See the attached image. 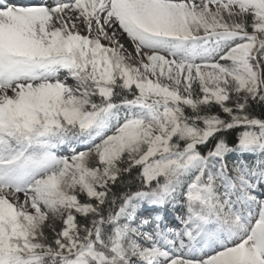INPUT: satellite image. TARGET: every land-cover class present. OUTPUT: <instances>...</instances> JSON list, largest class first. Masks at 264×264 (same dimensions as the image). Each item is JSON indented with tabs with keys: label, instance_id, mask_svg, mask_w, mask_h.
I'll use <instances>...</instances> for the list:
<instances>
[{
	"label": "snow or ice",
	"instance_id": "snow-or-ice-1",
	"mask_svg": "<svg viewBox=\"0 0 264 264\" xmlns=\"http://www.w3.org/2000/svg\"><path fill=\"white\" fill-rule=\"evenodd\" d=\"M260 36L264 0H0V264H264V161L225 160L264 154V120L244 112L264 103ZM235 128L234 145L219 138ZM136 166L143 187L104 215L109 183ZM181 190V232L132 225Z\"/></svg>",
	"mask_w": 264,
	"mask_h": 264
},
{
	"label": "trees",
	"instance_id": "trees-1",
	"mask_svg": "<svg viewBox=\"0 0 264 264\" xmlns=\"http://www.w3.org/2000/svg\"><path fill=\"white\" fill-rule=\"evenodd\" d=\"M66 78L68 79L69 75L68 76L65 75L64 79L66 80ZM69 85L75 88V87H77L78 82L70 83ZM185 111L189 115H191V109L185 108ZM203 111L207 112V113L219 114L222 118L229 119V117L221 111L220 106L215 105V104L203 109ZM244 112L251 117L264 120V103H261L259 101L249 100L247 107L245 108ZM242 130L243 129H241V128H235L229 132L220 133V134H218V136H219V138L226 140V142L229 143V145H234L236 143L238 134ZM215 143H216V140L213 139L208 143V145L206 147L212 148L215 145ZM84 145H86V144L76 143V144H73L71 147L76 148L78 146H84ZM88 147H89V145L84 147V148H80V150H78V151H85L88 149ZM200 150L202 152H204L206 149L204 147H202ZM70 155H71V153H70ZM225 160H226V163L228 166H230L231 164L237 165L240 161H243L244 163H246L247 165H249L251 167L253 165L258 164L261 161H264V154L245 155V156L228 154L225 157ZM94 164H95V159L93 158L92 162L90 163V166H92ZM120 167L123 169V168H127L128 165L127 164H121ZM190 178L191 177L185 179V186L187 185V179H190ZM160 182L163 183V177L160 178ZM142 187H143V183H142V178H141V167L140 166L132 167L131 170L127 171V172L121 171L116 182L114 184H112L111 182L109 183L108 200L109 201L115 200V204L106 203L103 206V209H104L103 214L107 215L110 211L118 209L120 204L123 203V197L125 194L135 193L136 191L141 190ZM152 187H156L155 181L153 182ZM175 196H177L178 202L180 203V197H183V191L176 192L171 198H174ZM80 199H81V201L87 200V198L83 194H81ZM170 199L167 202H169L168 204L172 205L174 200H170ZM91 202L95 203V201H91ZM184 204H186L185 201H184ZM150 206L151 205L148 203H140L139 206L136 208V211L133 215L132 225L134 227L139 226L141 231L143 230L141 228V225L139 223H136L134 221V219L137 216H139V213H141L147 207H150ZM156 217H158V216H156ZM91 219H92V217L85 218L82 216H78V221L81 225L89 224ZM120 222L125 223L127 221L122 219ZM54 227L56 228L57 231H59L60 228L62 227V221L55 220ZM105 228L107 231L108 226H105ZM46 235L48 237V241L51 242L53 239V233H52L51 229L46 228Z\"/></svg>",
	"mask_w": 264,
	"mask_h": 264
},
{
	"label": "rangeland",
	"instance_id": "rangeland-1",
	"mask_svg": "<svg viewBox=\"0 0 264 264\" xmlns=\"http://www.w3.org/2000/svg\"><path fill=\"white\" fill-rule=\"evenodd\" d=\"M46 2H47V0H46ZM43 4V3H42ZM117 27H119V26H117ZM252 31V29L251 28H249V32H251ZM117 37L119 38V40H120V43L121 44H123V45H125V47L131 52L132 50H133V43H132V41L129 39V37L127 36V34H122L121 32H117ZM260 39H264V37L263 36H260ZM104 43H107V41H104ZM134 54V53H133ZM225 63H229V62H225ZM71 82L72 83H76L77 81L74 79V78H71ZM165 82H167V81H165ZM193 89H194V92H193V95H194V97H199L200 95H202L201 94V92H200V86H199V84L198 83H194L193 84ZM12 93H9V95H11ZM243 95V94H242ZM227 106L228 107H234V103H233V100L232 99H230L228 102H227ZM93 159V158H92ZM92 159H90V163L92 162ZM235 164H231L230 165V167L228 166V168H229V170H231L232 169V167L234 166ZM233 176L235 175V173L234 172H232L231 173ZM21 200H23V196H21ZM185 217H186V215H185ZM148 226V225H147ZM169 228L170 229H174V231H177V232H181V225L179 224V223H176V222H174V223H169ZM146 230L145 231H147V229H148V231H150L151 230V227H147V228H145ZM142 243H143V241H141ZM185 243H187V239H185ZM177 247H178V245H177Z\"/></svg>",
	"mask_w": 264,
	"mask_h": 264
},
{
	"label": "bare ground",
	"instance_id": "bare-ground-1",
	"mask_svg": "<svg viewBox=\"0 0 264 264\" xmlns=\"http://www.w3.org/2000/svg\"><path fill=\"white\" fill-rule=\"evenodd\" d=\"M50 2H52V0H49ZM16 5H22L21 3H16ZM29 6H34V5H31L29 4Z\"/></svg>",
	"mask_w": 264,
	"mask_h": 264
}]
</instances>
